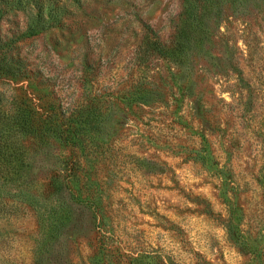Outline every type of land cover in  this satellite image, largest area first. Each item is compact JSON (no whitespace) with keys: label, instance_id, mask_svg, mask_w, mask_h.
<instances>
[{"label":"rangeland","instance_id":"rangeland-1","mask_svg":"<svg viewBox=\"0 0 264 264\" xmlns=\"http://www.w3.org/2000/svg\"><path fill=\"white\" fill-rule=\"evenodd\" d=\"M0 264H264V0H0Z\"/></svg>","mask_w":264,"mask_h":264}]
</instances>
